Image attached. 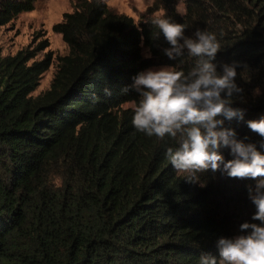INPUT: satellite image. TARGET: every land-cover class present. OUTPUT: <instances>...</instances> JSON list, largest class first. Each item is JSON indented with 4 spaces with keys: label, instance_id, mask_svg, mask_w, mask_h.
<instances>
[{
    "label": "trees",
    "instance_id": "obj_1",
    "mask_svg": "<svg viewBox=\"0 0 264 264\" xmlns=\"http://www.w3.org/2000/svg\"><path fill=\"white\" fill-rule=\"evenodd\" d=\"M161 1L135 23L101 0H74L52 27L65 55L37 60L45 41L0 51V264H199L203 253L218 255L219 238L253 222L248 187L256 182L210 170L186 182L165 155L179 136L137 132L139 97L123 89L151 66L187 73L195 64L187 52L163 55L168 45L152 23L162 8L160 18L184 25L186 36H216L215 63L241 65L243 100L233 106L246 109L245 120L264 116V0H185L183 14ZM34 2L0 0V27ZM54 61L49 88L33 96ZM230 126L264 155V138Z\"/></svg>",
    "mask_w": 264,
    "mask_h": 264
},
{
    "label": "clouds",
    "instance_id": "obj_2",
    "mask_svg": "<svg viewBox=\"0 0 264 264\" xmlns=\"http://www.w3.org/2000/svg\"><path fill=\"white\" fill-rule=\"evenodd\" d=\"M152 23L168 45L163 49L168 60L175 61L187 52L195 64L187 73L168 65L133 76L123 89L139 97L132 124L137 132L160 141L179 136L178 147H169L165 155L177 173L186 174L189 184L197 183L198 174L209 170L256 182L248 187V199L255 206L253 222L242 223L231 238H219L218 255L203 253L199 264H264V155L256 144L247 142L249 137L239 138L230 126L233 121L243 123L264 138V116L245 120L246 109L233 106L237 98L243 100L244 89L236 82L241 65L237 61L215 63L220 44L212 33L197 30L186 36L182 24L164 18ZM104 91L111 95L107 88ZM224 150L231 159H225Z\"/></svg>",
    "mask_w": 264,
    "mask_h": 264
},
{
    "label": "rangeland",
    "instance_id": "obj_3",
    "mask_svg": "<svg viewBox=\"0 0 264 264\" xmlns=\"http://www.w3.org/2000/svg\"><path fill=\"white\" fill-rule=\"evenodd\" d=\"M74 0H35L33 10L19 15L6 26L0 27V51L2 56L14 55L17 51L28 45H38L45 41L48 47L42 51L37 60L45 54H51L53 60L67 53V47L60 35L53 32L52 27L62 20L64 13L72 12ZM114 13L125 15L135 23L148 19L149 9L161 0H101ZM175 10L179 14L184 12L185 0H174ZM163 9L154 13V17L160 18ZM144 57H147L144 54ZM55 61L51 67L41 76L38 87L33 92L37 96L49 88L52 80ZM154 65L152 67H160ZM148 69V68H147ZM128 105H125L127 107Z\"/></svg>",
    "mask_w": 264,
    "mask_h": 264
}]
</instances>
